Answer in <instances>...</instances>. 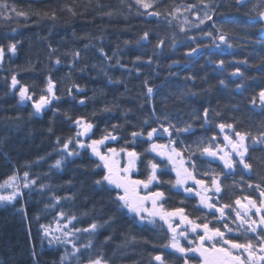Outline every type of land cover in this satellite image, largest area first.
<instances>
[{"label": "trees", "instance_id": "1", "mask_svg": "<svg viewBox=\"0 0 264 264\" xmlns=\"http://www.w3.org/2000/svg\"><path fill=\"white\" fill-rule=\"evenodd\" d=\"M2 2L28 14L17 16L15 12L4 10L11 19L0 16V45L5 46V58L0 63V184L13 174L17 176L24 196L19 198L15 209L23 207L27 217L11 206L0 207V264H32L33 248L39 264H59L65 248L71 251V244L53 242L49 245L48 241L53 235L64 239L61 232L52 230L61 211L67 216L75 215L77 219L73 224L80 229L93 222L103 223L110 215L116 218L112 227L99 228L91 236L81 232L69 237L78 246L89 240L93 244L79 261L72 260L71 264H86L87 257L97 253H102L111 264H158L152 260L157 254H163L167 264H183L179 253L162 247L171 236L163 221L157 219L156 225L149 227L137 225L116 211L117 206L108 193L100 192L92 184L104 174L102 170L97 169L95 175L89 173L86 177L80 166H91L90 150H79L81 156L75 158L74 163L65 161L59 169L53 166L56 160L62 159L63 142L75 136L77 118L93 124L88 136L81 140L90 143L91 139H100L106 132H112L117 140L106 141L105 147H125L140 153L132 176L145 179L150 172L147 162L153 160L161 163L157 171L161 181L176 178L167 160L145 152L150 145L146 138L130 142L131 132L146 133L151 127H158L156 116L169 115L171 123L178 127L191 125L189 132L179 136L173 133V138L178 140L177 148L190 145L195 149L197 141H207L213 135L222 146L223 133L217 127L220 123H232L236 131L252 135L264 130V105L258 99L259 91L264 89V21L258 15L264 11V0H245L243 6H237L235 0H204L222 6L212 20L202 25L196 19L197 15L203 18L205 12L199 0H146L153 4L147 11L159 12L158 17L147 15L135 0ZM189 5L198 7L186 11ZM137 10L143 14H138ZM182 27L185 31H181ZM144 32L149 33L147 41L141 39ZM208 32L212 37L206 35ZM220 34H225L226 43L219 41ZM160 40L164 45L158 48ZM16 42V52H8L7 45ZM49 46L55 51L51 52ZM193 48L197 51L189 56ZM100 49L111 59L102 56ZM75 51L80 52V57L74 60L71 54ZM57 58L61 61L58 65L55 64ZM220 61H224L223 65ZM237 69L239 73L234 75ZM13 74L20 85L28 86L29 92L35 93L34 100L42 94L46 78L51 76L60 99L53 100L40 115H32V103L20 102L16 90L10 87ZM145 81L147 86L153 87L151 97L145 95ZM74 85H78L79 90ZM253 97L257 101L255 105L251 103ZM205 108L209 109L207 123L203 118ZM146 119L148 124L143 123ZM113 125L118 127L113 130ZM50 127L52 132L48 131ZM226 132L231 134L230 130ZM57 137L61 141L59 146ZM153 141L167 143V134L160 139L154 137ZM262 147L255 151L249 149L251 172L238 166L233 175L220 176L224 185L223 203H232L243 196L259 198V189L255 186L264 188ZM73 148L75 141L69 145V149ZM188 155L184 153L186 159ZM191 159L196 163L197 178L209 183L213 173L228 171L220 161L208 163L212 159L199 152ZM206 170L210 174L201 176ZM25 172L29 173L28 180H37L36 185L23 187ZM41 184L49 187L41 190ZM249 184L253 187L249 188ZM150 189L165 193L162 202L166 209L184 207L190 218L201 217L198 222L206 219L211 221L210 227H222L223 221L217 222L207 209L199 206L195 195L184 193L182 189L177 192L168 183L157 185L154 182ZM73 195L75 199H62L53 207L54 196ZM226 211L235 217V212ZM65 223L66 219L60 220L59 226L62 228ZM228 223L236 229L239 221L229 220ZM41 225L50 226L52 234L44 237ZM243 233L241 227L226 236L243 243L253 235ZM110 235L112 239L104 243ZM132 237L136 238L135 242L117 247ZM181 244L188 246L186 240ZM200 259L197 255L191 264H198Z\"/></svg>", "mask_w": 264, "mask_h": 264}, {"label": "snow or ice", "instance_id": "2", "mask_svg": "<svg viewBox=\"0 0 264 264\" xmlns=\"http://www.w3.org/2000/svg\"><path fill=\"white\" fill-rule=\"evenodd\" d=\"M237 6H243L245 0H235ZM135 4L143 7L146 14L149 16H160L159 12H148V9L153 8V4L146 2V0H135ZM199 4L203 5L205 9L204 16L201 18L199 15L196 19L199 24H204L208 20H212L213 15L218 12V9L222 5H214L213 3H205L204 0H199ZM198 5H189L186 11H192L197 8ZM4 10L15 12L17 16H27L26 12L17 11L15 6H9L7 3L0 0V16L5 19H11V17L6 16ZM71 11V9H69ZM138 14H143L139 13ZM179 11V9H177ZM44 15H48L45 13ZM111 15V13H108ZM172 15V13H169ZM261 21H264V11L258 13ZM52 18L55 19V13H52ZM187 22V21H186ZM197 27L199 25H196ZM181 31H185L182 27ZM208 37H212V33H206ZM149 33L144 32L141 37L142 40H148ZM219 41L226 43L225 34H220L218 37ZM17 43H10L7 45V51L15 53L17 50ZM164 41H158L156 47H162ZM50 47V46H49ZM87 47V46H86ZM219 47V45H217ZM231 47V45H229ZM50 51L54 52L55 49ZM197 49L193 48L188 53L189 56ZM100 53L107 59V54L100 49ZM73 59L80 57V52L75 51L71 54ZM5 58V46L0 45V63L3 62ZM140 58L137 57V60ZM59 58L55 60V64H60ZM148 63H151L149 59ZM223 65L224 61L219 62ZM246 63V61H245ZM117 64L119 61L117 60ZM239 73L237 69L234 75ZM146 86L147 97L153 95V87L147 86V81L144 82ZM223 84V81H221ZM20 85V81L17 76L13 74L11 76L10 87L12 89H17ZM55 83L51 76L46 78V86L42 90V94L39 95L38 99H33L35 93H30L28 86L20 85L18 89V95L20 102L32 101V107L35 114H40L44 111L46 107L52 104L53 100H59L60 98L55 93ZM79 90L78 85H74ZM240 86L238 85V88ZM69 94H71V89H68ZM258 99L261 105H264V89H261L258 93ZM256 98L253 97L251 103L256 104ZM83 103V100L80 101ZM55 115V112H54ZM153 115H155V109H153ZM209 109L205 108L203 110V118L205 123L208 122ZM198 118V117H197ZM18 119V118H17ZM155 122L158 127H151L146 133L144 131H133L131 132L132 141L135 143L137 138H146L147 141L151 142L149 147L145 149L146 153H155L157 157L166 159L168 164L172 165L175 171L176 178L174 181H161L157 175L158 169L161 168V163L149 160L146 167L150 169L148 176L145 179H133L132 172L136 168L137 161L140 158V153L135 150H127L125 147H121L119 151L116 148H107L106 151H101V147L105 145L108 140L116 141L117 136L113 135L112 132H106L100 139H91L90 143H86L81 140L80 137H87L93 128V124L87 122L83 118H77L74 123L78 130L74 137H69L62 144L61 151L63 152L62 159L55 161L53 167L59 169L62 164L67 161L74 163L75 158H80L81 153L79 150H90L91 155L89 160L91 161V166L81 165L86 177L89 173L95 175L96 170H102L104 174L100 176L99 179L92 181V184L102 193H108L110 199L116 204V211L122 215L128 216L133 222L142 227L155 226L157 223V218L163 221L164 225H167V231L171 233L169 241L162 247L165 250L172 249L175 253H179V259L183 260V264H191L197 257L201 258L198 264H264V188L260 185L255 187L259 189V198L253 199L250 196L237 197L232 203L222 202V193L224 192V185L220 180L221 175H233L235 169L238 166H242V170H248L251 172L252 164L248 161L251 160L249 154V149L251 148L255 151L258 147L264 146V130L258 132L257 135H252L250 132L236 131L234 124L232 123H220L217 125L223 135V141L226 142L221 146L217 142V136H211L207 141L199 140L196 142V148L193 149L190 145L177 148L178 140L173 138V133L179 136L180 133L189 132L191 130V125L186 124L184 127H178L176 124L171 123V117L169 115L156 116ZM144 124H148V120L143 121ZM118 126L113 125V130ZM226 130H230L229 134ZM52 132V128L48 129ZM163 134H167V143L158 144L153 141L155 136L157 139L162 138ZM90 139V137H89ZM75 141V148L69 149V145L73 144ZM250 141V143H249ZM128 143V141H126ZM182 143V142H181ZM56 144L59 146L61 144L60 138L57 137ZM264 150V147H262ZM188 152V158L184 157V153ZM196 152H199L201 156H206L213 158L209 160L208 163H212L213 160L218 159L222 161L223 168L228 171L221 173H213L211 176L210 183L203 178H197L198 171L196 163L191 159ZM120 153H126L128 157L127 164L124 167H120V161L118 159ZM73 158V159H69ZM166 168L167 165H164ZM210 171L206 170L201 176H208ZM25 183L24 188H30L36 185L37 180H28L29 173L24 174ZM17 176L13 174L8 177L2 184H0V189H11L7 195H0V207L7 208L11 206L15 209V204L19 202V198L24 196V193L20 191V186L16 183ZM160 183L171 184L174 189L179 192L183 189L184 193L189 195H195L199 198V206L207 209L209 213L213 216L217 222L223 221L222 227L212 226L210 227L211 221L206 219L203 222H198L201 217H196L195 219L190 218L189 214L186 212L184 207H177L175 209H166L162 201L165 200V193L163 191H153L150 186ZM191 182V184H189ZM83 183V182H82ZM235 183V182H234ZM49 187L48 185H40V189L43 190ZM249 188L253 185L249 184ZM120 191H116V190ZM143 190V194H142ZM115 193L114 196L111 194ZM55 203L53 207L59 205L60 201L63 200H73L75 196H54ZM246 201V202H242ZM197 210H200L199 207ZM235 212V217H231L230 213ZM15 211L21 213L25 218L27 213L23 207L15 209ZM219 213V216H216ZM59 219L57 220L58 228L55 231H60L64 239L62 240L60 236H52L48 241L49 245L55 243L68 245L71 244V251L65 248L64 253L60 256L59 264H71L72 260L79 261L80 257L83 255L84 251L92 249V241L89 240L87 244L79 245L74 239L69 237H76L78 233H87L89 236L96 233L99 228L105 226L112 227L115 222V216H108L103 223L93 222L87 228H76L73 224L77 218L75 215L67 216L64 211L58 213ZM255 217V218H254ZM39 219V217H36ZM67 220V223L63 227H59L60 220ZM231 220L232 223L239 221L236 229L229 226L228 221ZM71 226V228H69ZM244 228V235L252 233L250 238H247L243 243L239 242L235 238H228L226 233H234L239 230V228ZM43 236L48 237L52 234L50 226L41 225L40 226ZM163 228V225H161ZM222 228L224 230H222ZM192 234V238L189 239V234ZM29 235H31L29 230ZM181 238L187 241L188 246L181 244ZM112 239V236L105 238L107 243ZM135 237L131 240H126L123 244L118 245V248L127 247L129 243L135 242ZM147 243V241H145ZM83 250V251H82ZM171 254V253H170ZM191 254V255H190ZM32 258V264H39L37 259V253L35 248L30 252ZM152 260L158 262V264H167L163 254H157L152 257ZM86 264H111L109 259H105L102 253H97L95 256L89 255L87 257Z\"/></svg>", "mask_w": 264, "mask_h": 264}, {"label": "rangeland", "instance_id": "3", "mask_svg": "<svg viewBox=\"0 0 264 264\" xmlns=\"http://www.w3.org/2000/svg\"><path fill=\"white\" fill-rule=\"evenodd\" d=\"M19 85L17 86V89H15L16 90V92H17V95H18V89H19ZM18 98H19V95H18ZM26 102H28L27 100L26 101H24V102H22V103H26ZM31 103H32V101H30ZM41 114V113H40ZM39 114V115H40ZM223 135H224V133H223ZM155 137V136H154ZM153 137V138H154ZM81 139H84L85 137H80ZM152 142H154V141H152ZM151 143V142H150ZM155 143H158V144H162V143H159V142H155ZM224 143H226V142H224ZM223 146V145H222ZM107 148H109V147H105V146H102L101 147V151H106V149ZM111 148H113V147H111ZM117 149V148H116ZM117 151H119V149H117ZM153 154H155V153H153ZM156 155V154H155ZM208 158H210V157H208ZM118 159H119V161H120V167H124L126 164H127V161H128V157H127V155H126V153H120V155H119V157H118ZM163 159V158H162ZM210 159H213V158H210ZM166 160V159H165ZM216 161H219L218 159H216ZM220 162H222V161H220ZM137 165V164H136ZM170 165V168H171V170L175 173V171L173 170V168H172V165L171 164H169ZM133 173H135V169L133 170V172H132V174ZM131 174V175H132ZM175 176H176V174H175ZM132 178L133 179H136V178H134L133 176H132ZM16 183L18 184V180L16 181ZM189 184H191V182H189ZM183 190V189H182ZM11 191V189H0V195H7L9 192ZM142 194H143V190H142ZM198 200H199V198H198ZM242 202H246V201H242ZM158 219V218H157ZM167 226V225H166ZM60 227V226H59ZM58 228V225L56 224L53 228H52V230H53V232H56V233H60V231H55L56 229ZM191 234V233H190ZM192 235V234H191ZM182 240H184L183 238H181V241Z\"/></svg>", "mask_w": 264, "mask_h": 264}]
</instances>
